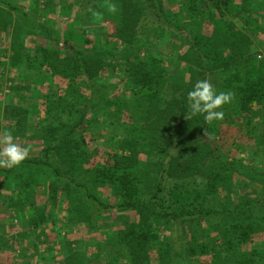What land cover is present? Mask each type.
I'll use <instances>...</instances> for the list:
<instances>
[{"label": "trees", "instance_id": "trees-1", "mask_svg": "<svg viewBox=\"0 0 264 264\" xmlns=\"http://www.w3.org/2000/svg\"><path fill=\"white\" fill-rule=\"evenodd\" d=\"M165 1L112 0L118 5L119 12L115 15L104 12L102 21H95L103 23L95 37L99 45L88 54L78 50L73 55H67L38 45L33 56L24 55L28 67H34L37 62L49 70L47 78L52 82L51 93L44 96L45 114H42L39 124L55 143L49 140L45 143V159L42 161L28 157L11 169L0 167V175L4 178L0 182L1 188L10 190V194L4 195L1 200L9 206L24 208L32 194L30 190L42 186L41 179L31 171L37 163L50 165V154L54 149L62 148L69 153L67 163L70 165L78 160L77 157L88 161L85 149L88 138H97L94 131L107 130L106 126L114 123L126 135L118 144H114V134L109 140L106 138L108 158L92 171L90 185L76 183L73 176L63 172L59 162L52 164V174L57 181H65L62 187L68 184L73 192L80 191L79 186H85L84 195L93 199L102 211L111 212L117 207L141 213L138 221L129 222V226L119 230L116 240L125 248V253L120 255L129 264H149L150 251L162 242L154 225L161 220L169 222V225L181 220L191 226L189 229L194 233H204L206 240L197 242L191 250V256L198 261L196 264H264V143H260L264 134L255 135L257 147L246 151L245 156H242L241 149H237V156L231 151L221 152L202 137L208 132H219L218 124L234 114L251 115L254 106H264V59H258L252 52L253 42L241 30L242 26L232 19L244 21L250 17L251 11L264 8V0L255 2L254 8L252 0H208L215 10L210 8L211 3L207 0H182L177 13L166 8ZM103 3L104 0H74L72 4L79 12L91 16L90 9L104 11L101 7ZM0 4L7 5V9L2 10L5 13H9L10 9H19L15 0H0ZM56 6L54 0H45L44 13L51 14ZM181 14H188L195 23L181 22ZM152 17L157 24H149ZM205 19L214 22L209 35L202 32ZM49 21L51 19L47 18L39 22L35 27L36 33L41 37L58 39L59 33L54 32ZM105 21L113 24L112 31L104 24ZM162 23L173 29L171 37H182L176 45L178 53L175 52L172 61L152 47L157 45L160 36L162 41L164 32H168L160 26ZM0 26H6V22ZM184 46L187 48L182 53L179 49ZM12 60L22 62L24 57L12 56ZM117 68L120 74L116 72ZM211 72L220 74V91H231L234 99L218 109L224 112V119L209 124L203 114L191 115L187 94L197 81L205 80L206 74ZM54 76L65 80L66 85L62 87L59 82H53ZM37 80L42 82L44 78ZM98 80H101L100 84H97ZM15 87L29 88L21 83ZM97 93L99 95L95 96ZM88 105L95 108L94 114H87ZM12 109L15 110L14 115H19L16 125L25 126L27 111L23 113L17 106ZM125 115L128 120L124 119ZM64 116L71 120L64 121ZM148 160L156 164L154 172L148 169ZM166 176L174 183L168 195L161 196ZM238 177L248 183L258 181L260 190H256V194H242L236 200L233 194ZM52 184V196L55 197L59 185ZM105 186H109L111 196H114L115 187V194L119 197L117 204L111 203L110 197L103 198L102 194L93 192ZM43 187H46L45 181ZM144 187L149 189L147 196ZM18 189L25 191L23 198L19 197L20 194L15 196ZM79 200L75 201L69 214L74 220L93 221L88 209H80L76 204ZM150 215L157 216L154 222ZM47 217L43 212H31L29 225L37 227L38 220ZM89 226L94 228L91 224ZM258 237H261V242L252 245V242L260 240H257ZM7 241L0 238V250L5 249L2 257L7 254L10 259L14 249L12 244L8 246ZM41 242L45 243L44 240L37 241L33 248L25 244L23 256L29 249L38 253L37 247ZM108 243L111 245L109 251L114 253V236H110ZM51 249L53 246H48L43 259L51 258ZM157 253L161 264H175L169 249L162 251L160 247ZM202 256L209 257V261H203ZM22 258L17 262H21ZM3 259L0 264H9L4 262L5 257ZM15 260H10V264H17ZM65 262L88 264L92 261L85 252L73 250L66 255Z\"/></svg>", "mask_w": 264, "mask_h": 264}, {"label": "rangeland", "instance_id": "rangeland-1", "mask_svg": "<svg viewBox=\"0 0 264 264\" xmlns=\"http://www.w3.org/2000/svg\"><path fill=\"white\" fill-rule=\"evenodd\" d=\"M54 1L57 4L56 9L49 15L44 13L46 12L44 9L45 0H15L19 9H10L9 13L2 11L3 8L7 9V5L0 4V24L6 22V26H0V133H3V131L7 129L11 131L16 142L23 146L31 145L32 147L28 157H34L37 161L45 159V143H47L48 140L52 144L55 143V140L49 137L47 132L42 131L39 124L42 114H45L43 111L46 106L44 101L46 97L44 96L51 93L52 82L47 78L49 76V70L46 67H41L37 62L34 67H28L24 55L31 54V56H33L35 48L38 45L57 49L67 55H73L78 50L88 54L99 45L95 41V37L100 33V27L103 24L95 23L92 16H87L79 12L77 6L72 4L74 0ZM180 1L182 0H178V2H175V0H166L165 7L171 8L173 13H177ZM261 1L262 0H252V7L254 8L255 2L261 3ZM209 2L210 1H208V3ZM214 7L213 3H211L210 8L215 10ZM69 12L72 13L70 14ZM249 14L250 17L245 18L244 21H240L233 17L232 19L238 26H242L241 30H243L249 36L251 42H253L251 45L252 52L255 53L258 59L262 60L264 59V8L251 11ZM227 17H231V15L227 14ZM47 18L51 19L49 22H52V26L54 27L53 30H55L54 32L59 33L58 39L41 37L36 33V25L41 21L47 20ZM153 18L155 17H152V22L149 23L151 25L157 24L154 23L155 21ZM180 19L181 22L191 21L192 25V22L195 23L194 19L188 14H181ZM104 24L107 25L109 30H113V24L106 21ZM160 26L165 28L164 30H167L169 33L164 32L162 41H160V36V39L157 40V45H153L152 47L161 54L168 56L170 58L169 60L172 61L173 58H175V52L178 53L176 45L180 43L182 37H171L170 34L174 33V31H172L173 29L171 27L168 28L165 23H162ZM213 27L214 22L211 19H205L202 22L201 28L202 32L205 34H211ZM95 29H98V31H95ZM181 33L182 31L177 35ZM184 34L188 36L187 32H184ZM186 48L187 46H184L179 50L183 53ZM12 56H22L24 57V61L15 63L16 61L14 62V60H12ZM116 70V72L120 74V70L118 68ZM103 76L105 77V75ZM40 77L44 78L42 82L37 80ZM117 79L118 78L114 77L113 80ZM206 79L214 85L216 91L219 93L221 88L220 74L216 72L208 73L206 74ZM53 82H59L62 87L66 85L65 80L55 76ZM100 82L101 80H98V83L95 82V84H100ZM17 83L29 86V88L15 87ZM32 84L35 85L32 86ZM169 90L170 89H168L167 93L170 92ZM98 95L99 93L95 94V96ZM88 97L89 99L91 97L93 98V95ZM90 102L92 105V101ZM91 105H88L87 112V114L90 115L94 114L96 111ZM13 106L19 107L23 110V113L24 110L27 111L25 113L27 115L25 126L18 127L16 125L15 121L19 119V115H14L15 110L12 109ZM38 107L40 112L38 111ZM250 114L251 115L242 116L236 113L225 122L218 124L219 132L217 131L215 134L208 132L203 134L202 137L211 142L216 148L221 150V152L230 153L231 151V154L237 156V149H241L242 156H245L247 155L246 151L257 147L255 135L259 134L258 136H261L264 134V106H254ZM98 115L99 117L101 116V114ZM124 119L128 120L126 115ZM63 120L68 121L71 119L68 116H64ZM113 124L114 123L107 125V130H101L99 133L94 131V135L97 134V138H88V144L85 147L88 154V161H85L83 157H77L78 160H74L72 165H70L69 162L67 163L69 153H66L65 149L62 148L61 150L54 149L50 154V165L41 162L37 163L36 166L33 167L34 170L31 171L35 176L41 179L42 186L30 190L32 194L28 197L29 200L24 208L9 206L1 200L4 195L10 194V190L2 189V183H0V238H3V240L8 239V246L12 244L14 249V251H12L13 256L10 257V259L7 258V254L4 256L6 259L4 261L5 263L10 264V260H15L17 256H20L18 259L21 257L24 258H22L21 262H17L18 259H16L15 261L17 264H66V255L69 254V252H73V250H77L78 252H85V255L90 257V261L92 262L88 264H129L127 259L123 257V255H120L125 253V248H122V245L120 246L116 240L119 238V230L125 226H129V222L138 221L141 213L133 210H122L117 207L111 212L102 211V207L101 209L97 208L93 199L91 200L87 195H84L85 192L82 191H85V186H79L80 191L73 192L68 184H66L68 187H62L65 181H57L52 174V164L59 162L58 164L63 166V172H67V174H69L68 176H73L76 183L84 182L90 185L89 178H91L92 171L95 170L100 163L106 162L108 158V148L105 142L106 138L109 140L110 136L114 134V144L115 142L118 144L119 140L126 135L121 127H117V125ZM260 143L263 144L264 139ZM167 150L168 148L166 151ZM155 151L157 153L159 152L158 150ZM157 156L156 154L155 157L157 158ZM147 163L150 165L148 169L154 172V169H156L154 161L148 160ZM1 169L6 168L2 167ZM3 180V176L0 175V182ZM44 181L46 187H43ZM235 182L236 191L233 197H235L236 200L242 194H252L255 193L256 190H260L258 181L248 183L238 177V179H235ZM52 183L59 185L55 192V197L52 196L54 192L52 191ZM173 183L170 177L168 178L166 176L164 178L161 196L168 195V191ZM144 190L147 191V196L149 189L144 187ZM99 191H101V193ZM99 191L94 190L93 192L102 194L103 198L110 197V202L114 205L119 202V197L115 194V187L114 196H111L109 186L99 188ZM79 192H81V194H79ZM24 194L25 191L21 189L17 190V194L15 192V196L19 195L20 198H23ZM76 200H79L76 204L79 205L80 209L87 208L88 212L93 215V221L88 223L72 218L69 212L72 210ZM31 212H36L37 214L43 212L45 217H48L45 220H38L39 225L37 227H32L29 225V214ZM150 218H152L154 222V218H157V216L150 215ZM90 224L94 226L93 229L89 226ZM154 225L159 232L158 239L162 241L157 248L160 250L161 247L162 251L163 249H169L172 259L175 260V264H196L198 262L195 257L193 258L191 256V250L197 242L206 240L204 233H194L192 229H189L191 226H187V224H184L181 220H175L171 222L170 225L169 222L164 223L161 220ZM38 236L39 240H37ZM110 236H114L113 254L109 251L111 250V245L108 243ZM40 240H44L45 243L43 244L41 242L39 247H37L39 249L38 253L29 249L25 252V256H23L25 244H27L28 248H33L35 243ZM257 240L258 241H255V243L252 242V245L256 246L262 239L258 237ZM48 246H53V249H51L52 256L51 258L43 259L42 256L47 255ZM157 248L150 251L149 264H161ZM4 250H0V263L4 258L2 257L5 253ZM98 257L105 261L100 262ZM203 257L204 256L201 258ZM208 258L209 257L203 258V261H209ZM37 259H39V261Z\"/></svg>", "mask_w": 264, "mask_h": 264}, {"label": "clouds", "instance_id": "clouds-1", "mask_svg": "<svg viewBox=\"0 0 264 264\" xmlns=\"http://www.w3.org/2000/svg\"><path fill=\"white\" fill-rule=\"evenodd\" d=\"M104 11L90 9L92 18L100 22L104 12L115 15L119 12V7L112 0H104L101 6ZM234 99L231 91H216L214 85L207 79L199 80L195 83L192 90L187 94L188 106L192 116L203 114L206 122L211 124L213 121H222L224 112L222 109L225 104H230ZM31 145L23 146L16 142L11 131L4 130L0 133V167L11 169L25 161L31 151Z\"/></svg>", "mask_w": 264, "mask_h": 264}]
</instances>
